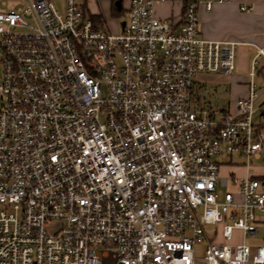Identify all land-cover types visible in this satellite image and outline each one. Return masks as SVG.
<instances>
[{"label":"built area","instance_id":"1","mask_svg":"<svg viewBox=\"0 0 264 264\" xmlns=\"http://www.w3.org/2000/svg\"><path fill=\"white\" fill-rule=\"evenodd\" d=\"M1 1L0 264H264L263 180L221 173L264 152V48L232 110L195 76L239 44L202 37L195 0L180 24L129 0L117 33L82 0Z\"/></svg>","mask_w":264,"mask_h":264},{"label":"crops","instance_id":"2","mask_svg":"<svg viewBox=\"0 0 264 264\" xmlns=\"http://www.w3.org/2000/svg\"><path fill=\"white\" fill-rule=\"evenodd\" d=\"M195 1L200 3L198 14L202 37L207 40H212V42L227 41L239 44L237 48L236 70H239L238 72L240 74L236 75L235 78L237 80V87L240 89L239 92L235 93V97L238 99L246 97V84L251 59L256 54L257 48H264V0ZM207 2L213 3L214 8L211 11H207L205 8ZM90 3L88 0H85V8L96 24L103 29H109L115 33L121 30L123 22L128 17L126 10L129 5V0H97L98 7L93 12L90 10ZM119 3H121L122 9L119 8ZM7 4L14 3H4L0 0V11L9 10ZM243 4L253 6L254 10L243 13L240 10V5ZM154 11L157 17L169 19L180 24L184 14V3L179 0L156 2ZM120 17H124L122 22L118 21ZM112 18H118L115 27L110 25ZM261 103L262 101L258 104L259 111L255 116V121L258 124L264 123V110ZM234 104V101H231L224 105L234 110ZM252 160L262 162V164H252L251 162L250 168L248 169L241 158L234 157L232 163L227 162L223 166L225 168L222 175H234L238 178L245 177L251 173L252 176L263 180L262 182L264 183V152L258 158ZM257 218L260 225L259 231L254 237H250V239L253 240L256 247H264V212L258 213ZM248 243L250 244V241Z\"/></svg>","mask_w":264,"mask_h":264},{"label":"rangeland","instance_id":"3","mask_svg":"<svg viewBox=\"0 0 264 264\" xmlns=\"http://www.w3.org/2000/svg\"><path fill=\"white\" fill-rule=\"evenodd\" d=\"M85 2V0H82ZM55 9L58 11L60 15H63L65 12V0H52ZM88 2H91L89 7L90 10L96 11V8L98 7L97 0H88ZM14 6V4H7V8L11 9ZM110 18V17H109ZM118 19V18H117ZM117 19L112 18L110 20V25L115 27V23ZM124 20V17H120L118 19L119 22H122ZM1 57H2V50L0 47V64H1ZM237 69V68H236ZM239 70H236L232 72L231 74H212V73H199L195 76V83L197 82L198 84L201 85L202 90L204 93H207V101L210 102L212 105H217L219 107H225L224 104H227L231 101H234L235 104H237V97H235V93L239 92V89L237 87V80L235 78L236 75H239L240 73L238 72ZM234 74V75H232ZM3 78V68L2 65H0V82L2 81ZM236 80V81H235ZM256 84L258 87L261 86V79L259 77H256L255 79ZM264 89V88H262ZM0 104H2V100H0ZM234 104V105H235ZM224 105V106H223ZM264 110V106H263ZM252 164H262V162H255L251 161ZM223 167L221 169V173L223 174L224 172ZM59 227L58 223H55L54 226L48 227L49 232L54 233ZM248 242L250 241L251 246L253 247V250L256 249V245L253 243V240L248 237ZM239 234L236 233L235 235V242H239Z\"/></svg>","mask_w":264,"mask_h":264},{"label":"water","instance_id":"4","mask_svg":"<svg viewBox=\"0 0 264 264\" xmlns=\"http://www.w3.org/2000/svg\"><path fill=\"white\" fill-rule=\"evenodd\" d=\"M118 6H119L120 9H122L121 8V3H119ZM124 26H125V22H123V24H122V27H124ZM261 104H262L261 106H264V100L262 101Z\"/></svg>","mask_w":264,"mask_h":264},{"label":"trees","instance_id":"5","mask_svg":"<svg viewBox=\"0 0 264 264\" xmlns=\"http://www.w3.org/2000/svg\"><path fill=\"white\" fill-rule=\"evenodd\" d=\"M99 21H100V18H99Z\"/></svg>","mask_w":264,"mask_h":264}]
</instances>
